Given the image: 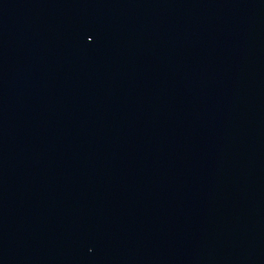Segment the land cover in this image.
I'll return each mask as SVG.
<instances>
[{"label": "water", "instance_id": "95a60500", "mask_svg": "<svg viewBox=\"0 0 264 264\" xmlns=\"http://www.w3.org/2000/svg\"><path fill=\"white\" fill-rule=\"evenodd\" d=\"M0 264H264V0H0Z\"/></svg>", "mask_w": 264, "mask_h": 264}]
</instances>
